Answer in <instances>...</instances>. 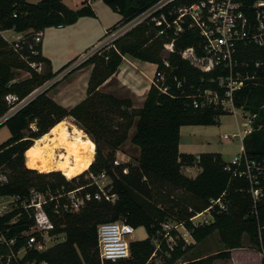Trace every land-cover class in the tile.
<instances>
[{"label": "trees", "instance_id": "trees-1", "mask_svg": "<svg viewBox=\"0 0 264 264\" xmlns=\"http://www.w3.org/2000/svg\"><path fill=\"white\" fill-rule=\"evenodd\" d=\"M120 19L109 30L124 25L152 7L159 0H102ZM190 2L191 0H186ZM240 9L253 15L257 0H234ZM166 9L153 12L111 43L100 46L82 62L73 66L77 57L58 70L52 71L50 62L41 54V43H34V33L46 27H63L76 22L79 17L95 16L91 5L84 0L82 6L72 9L62 0H0V30L12 29L21 34L19 40H8L0 34V118L7 115L0 127L6 126L9 136L0 143V197H16L15 205L0 215V260L2 264H102L97 248V226L102 222L121 218L133 228L143 226L147 237L131 240L129 257L124 264H145L154 252L150 238L168 219L191 227L189 217L207 208L210 199L225 193L228 210L214 213L211 222L192 227L193 243L175 244L169 256L163 255L165 264H212L215 258H229L232 249L242 246L243 236L264 251V232L260 240L256 218L250 213V202L239 187L244 183L230 179L223 170L224 159L218 152H201L197 155L178 149L179 131L183 125H210L218 116L226 114L219 109H197L192 106L191 95L196 87L214 88L210 82L217 70L201 72L177 53L200 42L197 32L183 24L182 31L173 34V27L164 23L156 25L151 17L159 16ZM15 14V16H13ZM159 31H162L159 33ZM173 41L175 52L163 55V44ZM240 58L259 59L256 77L234 93V105L251 119V130L242 138V146L249 157L264 156V49L240 45ZM200 53V50L197 49ZM129 55L142 61L155 63L169 77L176 76L182 85H172V96L160 92L151 84L141 107L134 108L131 100L100 91V85L111 76L122 60ZM163 58L170 63L164 68ZM31 63L42 64L38 71ZM91 65L86 96L72 107H64L47 92L54 86L39 90L47 81L65 71L66 75ZM26 73L22 78L20 73ZM171 82V81H170ZM35 94L33 92L37 91ZM33 94V95H31ZM66 118L90 138L94 157L88 168L67 178L59 170L38 172L26 165V153L33 142L48 133ZM134 132L129 136V130ZM127 140L138 148L135 163L120 161L114 164L116 152ZM199 166V171L189 177L183 173L185 165ZM26 165V166H25ZM105 171L111 177L108 194H115L113 202L101 197L86 200L76 212L62 211V199L57 198L43 205L53 224L50 236L64 234V239L43 251L27 248L22 257L7 256L25 246L26 235L33 225L32 208L21 202L30 198L29 188L49 196L71 190L87 182L86 175ZM91 194L96 187L86 188ZM58 210V212L56 211ZM215 230L222 249L214 255L198 256L179 261L194 244L202 242ZM39 238L40 235L36 233ZM13 243L6 244L3 240ZM2 240V241H1ZM162 251L165 245H161ZM103 264H112L105 261Z\"/></svg>", "mask_w": 264, "mask_h": 264}, {"label": "built area", "instance_id": "built-area-1", "mask_svg": "<svg viewBox=\"0 0 264 264\" xmlns=\"http://www.w3.org/2000/svg\"><path fill=\"white\" fill-rule=\"evenodd\" d=\"M90 1L92 0H87L88 3ZM163 8L166 9L167 15L172 20L169 21L161 12L159 16L151 17V21H154L156 25L164 23L165 28L173 27L174 35L180 33L183 24H186L188 28L195 30L200 38V42L196 46H188L177 52L180 57L201 72L218 71L215 77L209 79L215 84L214 88L196 87L194 92L189 95L192 106L197 109L211 107L226 114L240 110L241 115L246 118V122L243 123L244 128L230 134L224 133L222 139L238 137L242 141L245 134L251 130V118L241 108L234 105V93L241 89L246 81L256 77V69L259 68L261 61L259 59L240 58L238 47L248 45L264 49V0H257L253 3L254 12L251 16L242 11L240 4L234 0H191L190 2L186 0H159L135 18L137 24L153 12ZM10 30L13 32L12 40L21 38V34L12 29L0 30V34L5 37L4 32ZM161 32L159 31V33ZM41 39L42 31L38 30L34 33L33 41L34 43H41ZM197 49L200 50V53L197 52ZM163 50L167 54L175 52L173 41L164 43ZM162 65L164 68H170V63L166 58H163ZM31 66L36 67L39 71L42 64L31 63ZM152 84L160 92L172 96V85L179 88L182 81L178 80L176 76L169 77V73H165L164 69L162 70L156 65ZM113 163L117 164L118 161L115 159ZM196 165H185L183 170L189 174L193 166L192 168L197 173L200 168ZM223 170L228 173L231 180L237 179L244 183L243 186L239 187V191L244 192L250 202V213L256 218L258 239L260 240L261 233L264 232V156L249 157L241 143L238 153L231 159L224 160ZM86 179L87 182L84 185L68 191H64L62 187L60 193L48 198H46L47 193L40 194L39 199L33 204L24 205V207L32 208L33 225L29 231L24 232L26 235L25 246L19 251L25 252L27 248L43 251L51 246L47 243V237H51L49 233L53 229V224L44 211L43 205L46 202L61 198L62 211L76 212L86 200L91 198L99 200L104 197L110 202L115 200V194L107 193V174L104 170L96 174L89 173L86 175ZM93 186L96 187L97 191L91 194L86 188ZM1 198L4 202L0 205V215L9 210V203L15 205L16 201V197ZM228 205L229 202L225 198V193L222 192L219 197L210 199L206 209L189 217L191 227L172 219L161 223L160 230L150 238L155 248L145 264H165L162 256L158 254L159 251L168 257L170 251L179 241H182L183 244H190L193 242L192 227L211 222L214 213L227 211ZM56 211L58 212V210ZM133 231L132 225L125 220L102 222L97 226V248L102 264L105 261H110L112 264H124L122 262L129 257V243L132 240ZM36 233L40 235L39 238ZM3 241L6 244L13 243V239ZM162 243L166 247L164 251L161 248ZM18 252L16 255L11 252L7 258L18 257ZM259 254L261 262L264 264V251H259Z\"/></svg>", "mask_w": 264, "mask_h": 264}, {"label": "crops", "instance_id": "crops-1", "mask_svg": "<svg viewBox=\"0 0 264 264\" xmlns=\"http://www.w3.org/2000/svg\"><path fill=\"white\" fill-rule=\"evenodd\" d=\"M26 1L29 3H36L39 0ZM62 2L69 8L77 9L82 6L84 0H62ZM89 4L95 16L79 17L73 24L63 27H46L42 31L41 54L49 60L52 71L58 70L62 65L75 57H77V59L72 64L73 66L82 62L89 55V53L88 55H85V53L95 48L105 35L111 31L109 28L120 19V15L113 11L102 0H92ZM10 32V36L4 38L10 40L13 34L11 30ZM91 68V65L83 66L65 77H63L65 74V71H63L57 74L53 79L47 81L39 90L48 88L54 81H57V83L48 90V96L64 107H72L86 96V87ZM155 69V63L142 61L125 54L122 56V60L115 72L100 85L99 89L100 91L111 93L120 98L130 99L134 108L141 107L146 93L152 84ZM22 73V78L27 76L26 73ZM36 92H38V90L33 92V94ZM7 115L0 118V122H2ZM65 122H67L68 130L72 131V128L75 127L81 131L83 137L90 139L73 122L72 118L64 119L59 125ZM133 132L134 127L129 130V136H131ZM210 152H218L223 157L221 151ZM197 154L198 153L193 155ZM196 166L198 167V165ZM192 167L189 174L186 173L182 167L183 173L189 177H193L196 172ZM0 200H2L1 197ZM21 252L22 251L18 252V258L22 257L24 254V252L20 254Z\"/></svg>", "mask_w": 264, "mask_h": 264}, {"label": "rangeland", "instance_id": "rangeland-1", "mask_svg": "<svg viewBox=\"0 0 264 264\" xmlns=\"http://www.w3.org/2000/svg\"><path fill=\"white\" fill-rule=\"evenodd\" d=\"M137 24V19H133L127 24L119 25L115 29L108 32L105 37L99 42V44L86 52L85 55L92 52L93 50L99 48L102 45L111 43L113 39L120 37L127 30ZM11 34L10 31L4 33L5 37H9ZM163 55L166 56L167 52L162 51ZM23 73H20V77ZM11 112V111H10ZM246 122V118L241 115L240 110H236L235 113H227L217 117L216 122L210 125H183L180 127L179 131V144L178 148L180 152L183 153H201V152H210V151H221L223 153L224 160L231 159L236 153H238L241 141L238 137L230 139H222L224 133H233L238 130H242L243 123ZM67 124V122H65ZM65 124H58L57 126H64ZM249 126V124H247ZM248 128V127H247ZM9 136V131L6 126L0 127V143L4 141ZM91 141V140H90ZM92 142V141H91ZM34 143V142H33ZM95 150L93 145V155L91 162L93 160ZM222 157V158H223ZM138 158V149L137 147L127 140L121 147L118 148L116 152V160L120 161H129L135 163ZM90 162V163H91ZM90 165V164H89ZM88 165V166H89ZM88 166L83 170L85 171ZM79 166L75 167V170L78 171ZM82 171V172H83ZM62 172V171H61ZM63 175L68 176L71 173H64ZM80 174V173H79ZM107 174V183L108 188L111 187V177ZM88 175V174H87ZM0 179H5L4 176H1ZM43 194L40 191L35 190L34 188H29L30 198L28 201L25 199L21 204L31 205L34 201H37L39 195ZM10 199V198H6ZM4 202L0 200V203ZM13 203H9L8 208H12ZM1 205V204H0ZM28 207V206H27ZM30 208V207H29ZM120 220H123L121 218ZM147 237L146 230L143 226L134 228L133 233L131 234L132 240H141ZM64 239V234H58L53 237H47L48 245H53ZM193 243V242H191ZM222 245L219 242L217 233L215 230L212 231L211 235L205 238L202 242L194 244V246L187 251L184 257L179 259V261L191 259L198 256H209L214 255L222 249ZM23 253V250L20 254ZM1 259V258H0ZM8 260V258H6ZM0 264L1 260H0ZM212 264H262L261 256L259 254L258 248L254 246L246 236H243L242 246L240 248L232 249L230 251L229 258H215Z\"/></svg>", "mask_w": 264, "mask_h": 264}, {"label": "bare ground", "instance_id": "bare-ground-1", "mask_svg": "<svg viewBox=\"0 0 264 264\" xmlns=\"http://www.w3.org/2000/svg\"><path fill=\"white\" fill-rule=\"evenodd\" d=\"M64 126H54L37 138L26 153V165L38 172L59 170L71 173L68 179L81 173L91 162L93 143L83 137L80 130L72 131ZM79 166L78 171L75 167Z\"/></svg>", "mask_w": 264, "mask_h": 264}]
</instances>
